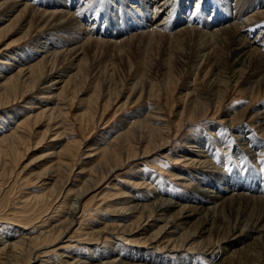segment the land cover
Wrapping results in <instances>:
<instances>
[{
    "label": "rangeland",
    "instance_id": "rangeland-1",
    "mask_svg": "<svg viewBox=\"0 0 264 264\" xmlns=\"http://www.w3.org/2000/svg\"><path fill=\"white\" fill-rule=\"evenodd\" d=\"M35 1L38 0H29L30 3L32 2L31 4H36ZM70 1L73 2V0ZM87 1H90V4H88ZM154 1L159 2V4L161 3V0ZM171 1L169 5L170 13L173 14L172 16H174L178 22L183 23L193 20L194 24H192V27L195 26L205 33L209 32V28L205 23L206 19L209 21L216 11L213 4L217 6L219 5L218 2H221V0ZM237 1L238 0H223V5H230L228 14L232 13L234 15L237 8H240L243 0L235 4ZM245 1L246 0H244V2ZM72 2L69 13L72 14L77 10L75 13V15L77 14L76 16L79 17L77 19L79 25L77 28H84L86 24L97 25L94 31L96 30V35L102 37H96L98 39L101 38L103 42H93V44L91 43L92 45L89 44L91 45H88L90 49L85 47V50H88L85 51L87 55L86 53L82 55L84 66L83 63H81L82 66L80 65V69L76 70L80 72H76V77H74V79L70 81L67 80L69 76L74 73H72V71L66 72L65 76H61L59 72L53 71L51 74L53 81H60L56 87L40 90L41 88H46L51 83H48V85H40L38 89H34L20 99V101L17 100L13 105H0V118H2L6 112L16 110L21 112L23 111L22 107L25 106L30 107L27 111H32L33 113H41L43 112L42 110L47 109V112L44 113L41 119L39 118L38 120H33L34 122L32 121V127L28 133L26 132V144L21 146V155L16 158L17 160L10 158V160H13L14 167L9 164L3 166L4 162L8 163L9 161L6 160L7 158H0V198L3 197V193L7 195L0 207V233L2 231L10 232L12 229H21L18 227V222L20 220L17 215H15L18 199L30 192L36 194L46 192V189L43 190L40 188L41 183H39L40 179L38 180V177L40 176L43 178V174L47 172H49L48 175L51 176L50 172H52V169H50V167L56 161V156L53 153H57L69 142V145L76 143L78 148L74 163V171L67 169L61 177H58V175L56 177H51V185L57 182V188L47 193L46 197L48 199H55V201L57 200L58 202V196L56 198L57 190L60 189L62 192L59 197L60 201L63 192L65 193L66 188L70 185L72 186L71 192L73 194L70 196L72 203L77 204L75 194L78 189H82L86 191V194L81 199L80 204L83 205L91 201L90 206L92 207L95 205L97 209L95 207H90L86 211L81 230L74 232L78 227L77 221L75 220L74 227L70 228L67 232L68 234L64 236L70 237L73 234V240L80 239L79 247L82 249L79 251H72L74 248L71 246L75 244L73 243L67 248H64L65 251L76 254L80 252L82 256L87 257L90 261H95L97 257L101 263L111 262L119 252L128 257L135 255H151L153 259L162 260L165 264L180 263L182 260L186 261V264H237L236 262H239L238 264H262L264 259L261 250L258 248L260 244L258 243L253 246L256 241L260 242L258 238L260 237V233L255 232L251 227L246 228L245 233L253 238H245L244 243L241 245L238 244L232 247L230 251L228 250L229 252L227 250L224 251L223 246L227 243V239L225 240L224 238L228 236L230 231L240 230V228L244 226V223L240 224L239 221L240 211H234L236 208L241 209L243 207L244 203L242 201L232 202L233 205L222 208L220 211L210 214L207 217L211 219L216 226H219L222 231V238H220V235L219 238L222 240L224 239V242L221 241L214 249L205 252V249L203 248V250L201 247H195L194 250L200 248L197 251L186 250L187 247H184V249L181 250L178 248L177 251H174L175 253H169L162 249L147 247L144 241L147 240L149 236L152 239L157 237L159 235L157 233L159 228L164 225V222L158 220L159 218L157 215H154L155 213L150 214L147 210L151 207L149 206L151 202L156 199H169L174 203L192 204L190 203L191 201H189L190 198L197 199L201 197L197 191L205 194V192L201 191L202 189H212V187H210L211 184H208V178L205 173L201 172L200 169L188 167V165L183 162V159H181L182 155L184 156L186 154L185 151L189 150V145L192 146L190 147L192 150L199 151L196 144L194 146V143H190L194 141V138L196 139L202 136L212 145L209 149V151L212 149L209 154L212 164H209V167H214L212 168L213 170L219 169L222 171L225 178H229L230 183H237L236 187L238 189L241 188L239 189L241 194H250L256 198H264V130L262 127V119L259 115V113L264 111V90L261 91L260 94L251 95L240 87L239 82L235 88L230 89L228 83L226 84L225 80H221L220 86L222 89H226L227 92L224 100L220 105H210L211 108L205 119H198L196 122L187 126V123L190 122L192 118L187 115V112L185 113L184 121L179 122L181 111L184 110V107H186V110L189 107V101H183V96L187 93L185 88L188 87L189 83L195 81L197 91L202 94V99H206L205 97L209 96L206 79H201V64L203 61L198 60V50H196L199 47V38L194 37L190 39L189 37L187 38V36H179L178 38L172 37V39H170L171 41L168 39L149 41L146 36L140 35L138 32L129 33V30H125L118 34L115 30L123 28L122 26L124 24H126V26L128 25L129 29H133L136 21H139V19H137V15H139L138 12L129 13V7L137 8L138 5V11L139 8L142 7L141 2H138V0H131L130 2L128 0L129 3L125 1L123 2V6L120 4L122 0H76L78 5ZM204 3H209L210 5L205 7ZM147 4L145 5L149 6V4ZM79 5L80 10L78 9ZM149 7L150 8L146 9L151 12L153 6ZM222 8L226 9V7ZM203 9H205V11L200 12V10ZM79 12L80 15L78 14ZM16 13L17 12L13 13L12 16L9 15L10 17L7 15V17H4L0 22V29H2L0 30V56H4V58L10 56L12 51L18 55L21 52H23L24 55H28L31 51L42 50V48H37V46L45 41V39H40L41 37L44 38L42 34L45 30L43 28H37V26L31 28L28 32V36H26L28 26L24 29H20L18 26L19 23L15 24L14 18ZM218 13V15L222 16L224 14L223 10H220ZM162 16L163 13L157 17L155 16L154 21H159ZM183 17H185V19ZM181 18L182 20L179 21ZM126 20L129 22H125ZM222 21L223 23L225 22V24L232 22L231 19H223ZM171 22H173V19H171ZM171 22L170 24H172ZM184 26L188 25L185 24ZM7 27H12V29L4 33V29ZM50 28L51 27L48 29ZM70 28L69 30H67V28L65 30L59 29L56 30V32L48 31L52 34L48 37L51 39L49 41V43H51L50 45L58 43L54 41L57 40L58 36H61L63 39H69L70 43L73 42L74 37L78 34V29L75 27L73 29L72 27ZM165 31L167 34L172 32L169 31V28ZM121 34V38L128 36L130 40L121 45L113 43L116 41H114L113 38L120 37ZM133 34H136L135 38ZM65 42L67 43V40H63L59 44L61 45ZM79 44H81V42L77 45ZM215 44H217V42L213 44V55L219 58H226L227 50H225L219 42V46ZM194 47L196 48L194 49ZM50 48L48 47V49ZM67 48L71 49L72 46H65L63 49ZM48 49L45 48L42 51L46 52ZM193 52L195 54L197 52V55H193ZM202 54L203 53H200V55ZM37 55H40V53ZM41 56H44V53H41L40 57ZM73 58L74 56L70 57L67 62L65 60H62V62L58 59V63L64 64H56L55 69L61 70V68L68 64V61ZM8 67L9 66L0 64L1 70ZM12 73L13 71L9 72L7 76H10ZM66 82H69V86L64 90L62 86ZM76 91H81L82 93L80 92V95H75ZM74 95L75 98L73 99ZM2 99L3 98L0 100ZM57 99H60V101ZM2 101L0 103L6 102V100ZM90 101H93L94 105L95 103L97 104L94 106L93 114L91 109H88ZM26 102L30 104L24 105ZM36 102L40 104L37 105L38 103ZM59 104H62L65 111L63 113H66L60 118L63 120V127L66 126L65 128L69 129L67 131L68 135H61L58 137L59 139L51 142L57 130L51 127L53 124L48 123L45 117L48 116L50 112L57 115ZM31 107H39V109L36 110V108ZM198 107L205 108L204 104H199ZM148 111H160V116H164V118L169 121L171 128L169 143L164 146L163 149L149 154L147 158L134 160L129 164H124L120 169H116L97 186L99 187L98 190H95L96 187L94 188V183L97 180L96 177L100 178L102 174L100 175V173H98L97 176H95L86 170H89V168L93 169L100 161L96 163V158H90V160H88L86 156L89 153L94 154L97 148L109 146V139L113 137V134L118 131V129H120L119 131L126 130L128 124L131 123V119L135 120L141 115L144 117ZM80 115H84V117L82 118ZM60 118L58 119L61 122ZM229 119L230 121L225 123L229 125L223 126L220 124V122ZM35 121H37V123ZM182 123L184 126L180 131L176 132V129H179ZM47 126L53 130L50 135L43 139L40 137L42 136L40 134L47 129ZM219 129H221V132L220 135H217ZM242 129H245L244 133H242L244 131ZM11 130H9V132ZM0 131L3 132L2 130ZM243 137L248 139V141H246L247 145L244 146L246 148L243 147L236 153L235 146L240 143V139ZM123 155V158H125L126 153L123 152ZM177 160L179 161L177 162ZM71 163L72 162H70V164ZM79 167L85 168V171L76 176L79 172ZM204 169L206 168H203V170ZM100 170V172H104V168ZM179 178H185V180ZM90 181L93 184H91ZM138 181L139 183L143 182L146 188L134 187L133 184L138 183ZM12 184L14 185L12 186ZM195 193H198L196 194L198 195L197 198L195 197ZM128 194H136L143 203V206L146 205L144 209L139 210L137 215L135 214L136 218H129L130 216L124 215L126 212V200H128L125 197L128 196ZM102 195L106 196L102 198L104 201H101ZM107 195H112V197H108ZM206 197L207 196L202 195L201 201L203 202V200H206ZM223 198L220 200V203L224 201L226 203L229 199H234L230 197L229 192H227ZM254 200L255 203L252 207L257 209L259 201L258 199ZM204 203L205 205L202 209H211L209 207L211 205L207 202ZM54 204L51 208L54 206L56 207L57 204ZM231 209H233L232 213ZM62 216H64V213L58 216L56 215L51 222L42 225L38 224L39 226L36 225V227L31 228V233L35 235L42 229H49L53 224H57L56 220H61ZM151 216L154 218L151 221H147L146 218ZM191 221L185 226L192 227V224L196 226L198 223L197 221ZM118 223L126 225V236L120 237V240L107 239V244L100 242L101 244L97 245L87 244L98 242L93 240L87 242V240L84 239L83 232L97 230L98 228H110V226L118 230L119 227L114 225ZM146 223H148V225H145ZM65 225L67 226V224ZM65 225L60 224L56 228H62V226ZM171 230L173 229H168L166 233L169 234L166 236L172 235V233H170ZM20 231L25 232L23 229ZM184 231L185 230H182L175 235V239L174 236H172L173 238H171V240H175V242H171L172 245L175 244L177 247L182 245L181 241L184 240V235H189L188 232L183 234ZM2 235L4 234L2 233ZM2 235L0 234V236ZM179 235L181 236L179 237ZM207 235L209 234L203 235L201 239L207 238ZM178 237L182 238V240ZM201 239L196 242L198 245L195 244V246H199V242L204 243ZM66 240V238L62 239L61 242L46 249L52 250L58 245H65ZM208 240L210 242L213 241L212 243L216 241L213 233L212 237L208 238ZM250 243H252V245L247 250H251L249 253H244V250ZM117 244H119V246H117ZM240 246L243 247L242 250ZM235 248L238 250H235ZM219 255L221 256L217 258ZM225 256H230V258L227 257L224 259Z\"/></svg>",
    "mask_w": 264,
    "mask_h": 264
},
{
    "label": "bare ground",
    "instance_id": "bare-ground-1",
    "mask_svg": "<svg viewBox=\"0 0 264 264\" xmlns=\"http://www.w3.org/2000/svg\"><path fill=\"white\" fill-rule=\"evenodd\" d=\"M125 1L128 2V0H122V3L120 2V4L123 6V2ZM130 1L131 0H129V2ZM239 1L240 0H238L235 4H237ZM35 2L36 4H31L32 2L30 3L29 0H0V22L3 20L4 17H7V15L12 16L13 13L17 12L14 18L15 24L19 23L18 26L20 29H24L26 26H28L27 27L28 31L26 33V36H28L29 30L34 26H37V28H43L45 30V32L42 34L44 38L42 37L40 38V39H45V41L41 42V44H39L37 48H42L43 50L45 48L48 49V47L49 48L51 47L50 49L46 50V52L39 49L37 51H31L28 55H24L23 52L19 53L18 55L14 51H12L10 56H6L5 58L4 56H0V64L9 66L8 68H4L3 70L0 69L1 70L0 73H2L0 74V99L3 98L2 99L3 101L6 100V102L0 103V105L2 104L13 105L15 102H17V100L20 101V99L25 97L28 93H30L34 89H38L40 85H46V84L48 85V83H51L46 88H41L40 90L56 87L60 81H53V78H51V74L53 71L59 72L61 76H65L66 72L72 71V73L73 72L74 73L71 74L67 80L70 81L71 79H74V77H76V72H78L76 70L80 69L81 63H83L84 66V62H82L83 60L82 55H85L86 53L85 51L88 50V49L85 50V47H88V45L91 43L93 44V42L94 43L103 42L101 38L100 39L97 38L98 36L99 37L102 36L96 35V30L94 31V29L97 28L96 27L97 25L86 24L85 25L86 27L84 26V28L82 27L77 28L79 26L77 21L79 17L76 16L77 14L75 15L77 10L72 14L69 13V9L72 1L38 0ZM138 2H141L142 4V7L139 8V11L137 5V8L129 7L130 8L129 13L132 14L135 11L138 12L139 15H137L138 17L137 19H139V21H136V23L134 24L135 27L133 29H129L128 25L126 26V24H124L122 26L123 28H118L115 30L118 34L122 33L125 30L127 31L129 30V33L138 32V34L146 36L149 41H153L156 39L157 40L168 39L169 41H171L170 39H172V37L178 38L179 36L181 37L187 36V38L189 37L190 39L196 37L199 38L200 40V42L198 40L199 47L196 50H198V58H199L198 60L203 61L202 64L200 63L202 66L199 65L202 67L201 79H206V85L209 91V96L205 97L206 99H202L203 98L202 94L199 91H197L195 81L189 83L188 87L185 88V91L187 93H185L183 96L184 102L189 101V107L187 108V110L186 107H184V110L181 111L179 115V122L184 121V116L186 112L187 115L192 117L191 121L187 123V126L193 122H196L198 119H205L208 116L207 113L211 108L210 105L212 104L220 105L227 93L226 89H222L220 86L221 80L222 81L225 80L226 84L228 83V85L230 86V89L235 88L237 86V83L239 82L240 87L251 95L260 94V92L264 90V5H263L264 0H250V1L246 0L245 2L243 0L240 8H237L238 5L237 7H235L237 8V11L234 13V15L232 13L228 14V11L230 10V5H223L222 4L223 0H221V2H218L219 5L217 6L213 4L214 9L216 11L215 14L211 16V19H209V21L206 19L205 23L209 28V32L206 33L197 29L195 26L192 27V24H194L193 20L183 23L178 22L176 18L172 16L173 14L170 13L169 5L172 2L171 0L170 1L161 0L160 4L159 2H156L154 0H138ZM72 3L78 5V2H76V0H73ZM87 3L90 4V1H87ZM147 3L149 4V6L151 7L153 6L151 12L147 10L148 8H150L149 6L145 5ZM206 3H204L205 7H207V5H210L209 3L208 4ZM222 7H226V9ZM79 8L80 5L78 6V9ZM220 10H223V13L226 15L224 14L223 16L218 15L219 14L218 12ZM203 11H205V9L200 10V12ZM162 13L163 16L161 17V19L157 22L154 21V17L155 16L157 17ZM78 14L80 15V12ZM183 18L185 19V17ZM171 19H173V22H171ZM223 19L224 20L231 19L232 22L225 24V22L223 23L222 21ZM180 20H182V18L179 19V21ZM125 22L128 23L129 21L126 20ZM170 22L172 24H170ZM185 24H187L188 26H184ZM49 27L51 28L48 29ZM70 27H72V29L74 27L78 29V34L76 37H74L73 42L70 43L69 39L67 38L63 39L61 38V36H58L57 40H54L57 41L58 43L50 45L51 43H49V41L51 39H49L48 37L52 35L50 34L51 31L56 32V30L59 29L65 30L66 28L67 30H69ZM168 28L169 31H172L169 34H167V32L165 31L168 30ZM10 29H12V27L5 28L4 33H7ZM133 35L135 38L136 34ZM121 36L122 34L120 35V37L113 38L114 41L116 40L113 43L121 45L126 41L130 40L128 36L123 38H121ZM62 39L67 40V43L65 42L66 44L62 43L60 45L59 43L63 41ZM202 39L204 40V42ZM80 42L81 44L77 45ZM216 42L217 44L215 45H218L219 42L220 44H222L225 50H227L226 58L224 57L219 58L216 55H213L214 54L212 51L214 49L213 44ZM65 46L68 47L72 46V48L63 49ZM88 48L90 49V47ZM195 48L196 47H194V49ZM39 53L40 55L41 53H44V56L40 57V55H37ZM200 53L203 54L200 55ZM194 54L195 53L193 52V55ZM17 55L19 56V58ZM196 55L197 52L195 56ZM72 56H74V58L68 61V64L65 63L66 65H64L61 68V70L55 69L56 64L57 65L64 64V63H58L57 61L58 59L61 61L65 60L67 62V60ZM12 71L13 73L10 76H7L9 72ZM68 86H69V82H66L62 87L64 90H66ZM80 92L76 91L75 95L78 94L80 95ZM75 95L73 99L75 98ZM2 100H0V102ZM57 100L60 101V99ZM36 103H38L37 105L40 104L39 102ZM25 104H30V103L26 102L24 103V105ZM199 104H204L205 108L203 107L199 108L198 107ZM95 105L97 104L95 103ZM95 105L93 101L92 102L90 101V106H88V109H91L92 114ZM22 108L23 111L21 112L19 110L6 112L4 116L1 115L2 118H0L1 119L0 130L3 131V132L0 131V158H7L6 160L9 161L8 163L4 162L3 166L9 164L12 167H14L13 160H15L21 155V146L22 145L24 146L26 144L25 140H27L26 138L27 133L32 127L31 126L32 121L38 120L39 118L41 119L44 113L47 112V109H45L42 110L43 112L41 113H33L32 111H27L30 108L28 106ZM31 108H36V110L39 109V107H31ZM57 111H58L57 115L53 114V112H50V114L45 117L48 120V123L53 124L51 127L57 130L51 142H54L55 140L59 139L58 137L61 135L63 136L68 135L67 131L69 130L65 128L66 127L65 125H64L65 127H63V120L61 119L62 118L61 116H63V114L65 115L66 113H63L65 111L64 108L62 107V104H59ZM160 114H161L160 111L157 112L148 111V113L144 115V117L142 115L141 116L139 115L140 116L139 118H136L135 120L131 119V123L128 124L126 130L119 131L120 129H118V131H116L113 134V137L109 139L110 142H108L110 144L107 143L109 146L97 148V151L94 154L89 153L86 156V159L88 160H90V158H96L97 159L96 163L100 161L99 164L93 169L89 168V170H86L87 172H90L95 176H97L98 173H100V175L102 174L100 178L96 177L97 180L94 183V188L96 187L95 190H98L99 187L97 186H99L101 182L104 181L106 177L109 176L116 169H120L124 164H129L134 160H140L145 157L147 158L149 154H151L152 152L155 153V151L157 150L159 151L163 149L164 146H166L169 143V139L171 137L170 124L169 121L165 119L164 116H160ZM259 115L261 116L262 127L264 130V111L259 113ZM80 116L82 118L84 117V115H80ZM58 118H60L62 123L59 121ZM229 121L230 119L225 120L224 122H220V124L223 126H227L229 124L226 125L225 123ZM35 122L37 123V121ZM60 123L62 126L60 125ZM183 126L184 124L182 123L180 125V128L176 129V132L180 131V129ZM53 129L47 126V129L40 134L42 135L40 137L43 139L46 138V136L51 134V131ZM9 130L11 131L9 132ZM242 130H244L242 132L244 133L245 129ZM220 132L221 129L218 130L217 135H220ZM244 137L240 139L239 144H236L235 146L236 153L245 145H247L246 141H248V139H245ZM190 143H194V146L196 144V147L199 148L198 149L199 151L192 150V148H190L192 146L189 145L188 147L189 150L185 151L186 154L184 156L182 155L181 159H183V162L187 164L188 167L195 168L198 170L200 169L201 172L205 173L208 178V184H211L210 187H212V189L211 190L202 189L201 191L205 192V194L201 193L200 191H197L199 195H201V197L202 195L207 196L206 197L207 199L203 200V202L201 201L202 198L196 195L198 193H195V197L196 198L198 197L197 199H192V198L189 199V201H191L190 203L192 204L174 203L171 202L169 199H168L169 201L164 199L163 200L156 199L153 202H151V205H149L151 207L147 210L150 212V214L155 213L154 215H157V217L159 218L158 220L164 222V225L159 228V231L157 232L159 235L157 237H154L152 239L149 236L148 239L144 241V244L147 247L157 248L160 250L162 249L168 251L169 253L177 251L178 248H180V250L184 249V247H187L186 250H194L195 247H201L202 249L204 248L205 250L204 249L203 250L206 252L211 249H214L215 246H217L221 241L227 239V243L223 247H224V251L225 250L230 251L232 247L244 243L245 238H253L252 236H249L247 233H245L246 231L245 229L251 227L252 229L255 230V232L260 233V237H258L260 242L256 241L253 246L257 245L258 243L260 244L258 248L261 250V254L264 259V200H263L264 198L262 197L256 198L250 194H244V193L241 194L239 190L241 188L238 189L236 187L237 183H230L229 178L228 179L225 178L224 173L220 171L218 168H217L218 170H213L212 168L214 167H209V164L210 165L212 164L209 158L210 151L212 150L211 149L209 151V149L210 147H212V145H210V142L206 140L204 137L201 136L196 139L194 138V141ZM77 152H78V148L76 146V143L69 145V142H67L66 145L63 148H61L57 153H53L56 156V161L50 167V169H52V172H50L51 176H49L48 175L49 172H47L43 174L44 175L43 178L40 176L38 177V180L40 179L39 183H41L40 188H42L43 190L46 189V192L45 193L43 192L42 194H36L30 192L18 199L16 204L17 207H16L15 215H17V217L20 220L18 222L19 223L18 227L23 229L25 232H21L20 231L21 229H12L10 232L2 231L0 233L1 235L2 233L4 234L2 235L3 237L0 236V264H152V263L165 264L164 261L162 260L153 259L151 255H135L132 257H128L119 252L117 253L118 255L113 260H111V262L101 263L97 257L95 261H90L87 257L82 256L80 252L79 254L78 253L76 254L64 250V248H67L70 244L73 243L75 244L71 246L72 248H74L72 251H79L82 249L79 247L80 239L73 240L72 239L73 234L70 237L69 236L64 237V236L68 234L67 232L69 231L70 228L74 227L75 220L77 221L78 227L76 228V230H74V232L81 230L85 213L91 207L90 206L91 201L81 205L80 201L85 196L86 191L82 189H78L75 194L77 204L72 203V200H70V196L72 194L71 192L72 186L70 185L69 187L66 188L65 193L63 192V196L61 197L60 200L61 202L59 201V197L62 194L60 189L57 190L56 192L57 195L55 194L56 198L58 196V202L57 200L55 201V199H48L46 196L47 193L52 192L57 188L56 186L57 182L56 183L54 182V184L51 185V181H52L51 177L54 176L56 177L57 175L58 177H61L64 174V172L67 171V169H69L70 171L74 169L75 166L74 163L77 157ZM123 152L126 153L125 158H123L124 156ZM10 158H12L13 160H10ZM178 161L179 160H177V162ZM70 162L72 163L70 164ZM103 168H104L103 170L104 172L102 173L100 172L101 171L100 169ZM203 168L206 169L203 170ZM84 171L85 168L79 167V172L77 173L76 176H78V174H82ZM179 179L185 180V178H179ZM13 185L14 184H12V186ZM133 186L140 188L145 187L144 183L143 182L139 183V181L138 183L133 184ZM227 192H229L230 197L231 198L233 197L234 199H229V201L226 203L225 201L220 203V200L223 198L224 195H226ZM2 195L3 197L1 196L2 198H0L1 199L0 207L2 206V202L4 198L7 196L4 193ZM104 197L106 196L105 195L101 196V201H104L102 200V198ZM108 197H112V195ZM125 198L128 200H126L127 202V204L125 205L126 212L124 213V215L130 216L129 218H134L139 213V210L144 209V207L146 206V205L143 206V203L140 201L139 197H137L136 194L133 195L128 194V196H126ZM254 199H258L259 201V205L257 209H254L252 207V205L255 203ZM239 201H242L244 205L241 209L236 208L234 211L235 212L240 211L239 221L240 224L244 223L243 224L244 226L242 225L243 227L240 228V230L237 229L234 231H230L228 236L222 240L220 239L222 238L221 236L222 231L220 230L219 226H216V224L207 217L210 214H214L220 211L222 208L233 205L232 202L235 203ZM204 202H207L209 205H211L209 206L211 209H202L204 208L205 205ZM54 203L57 205L56 207L54 206L55 208L53 207L54 208L53 209L51 208V206ZM93 207H95V205H93L91 208ZM95 208L97 209V207ZM232 211L233 209H231V213ZM61 213L62 214L64 213V216H62L61 220H56L57 224H53L52 226H50L49 229H42L41 231L37 232V234L35 235L31 233L30 231L31 228L36 227V225L38 224L42 225L44 223L51 222V220L54 219L56 215L58 216ZM153 218L154 217L151 216L146 219L147 221H151ZM191 220L197 221L198 223L196 224V226L195 224H192V227H186L185 225H187ZM60 224H64V225L67 224V226L65 225L62 226V228H56ZM114 225L118 226L119 229L115 230L113 227L110 226V228L109 227L98 228L97 230H90L88 232L82 231L85 237L84 239H86L87 242L92 240L98 242V243H87V244L100 245L101 243L107 244L106 243L107 239L120 240L119 239L120 237L126 236L125 235L126 225L122 223H118ZM145 225H148V223H146ZM168 229H173L170 231V233H172V235L170 236H166L169 234L166 233ZM182 230H185L183 234L188 232L189 235L186 236L184 235L183 237L184 240L181 241L182 244L181 246L177 247L175 246V244L172 245V243L175 242L174 240L175 235H177ZM212 233L214 234L216 240L214 243H212L213 241L210 242L208 240V238L212 237ZM206 234H209L207 235L208 237L207 238L205 237L204 239L202 238L203 239L202 240L201 237ZM219 235L221 236L220 238ZM172 236H174L173 239L174 241L171 240V238H173ZM180 236L181 235H179V237ZM65 238L67 239L65 241L66 243L65 245L64 244L58 245L52 250L46 249L54 246L58 242H61L62 239ZM179 239L182 240V238ZM199 239H201V241H204L205 244L199 242V246H195V244H197L196 242ZM252 243L247 245V248L245 249L246 251L244 250V253H249L251 249L249 250L247 249L250 248ZM117 246H119V244H117ZM242 248L243 247L240 246L241 250ZM198 249L200 248H197V250ZM238 249L235 248V250ZM220 256L221 255L217 256V258ZM227 257L230 258V256H225L224 259H226ZM236 263L238 264L239 262ZM175 264H186V261L182 260L180 263H175ZM262 264H264V260Z\"/></svg>",
    "mask_w": 264,
    "mask_h": 264
}]
</instances>
